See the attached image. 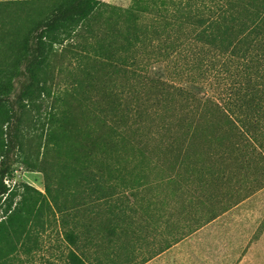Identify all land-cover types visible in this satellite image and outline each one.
Returning <instances> with one entry per match:
<instances>
[{"label": "trees", "instance_id": "16d2710c", "mask_svg": "<svg viewBox=\"0 0 264 264\" xmlns=\"http://www.w3.org/2000/svg\"><path fill=\"white\" fill-rule=\"evenodd\" d=\"M99 3L100 0H0V264H9L23 245L38 239L46 217L72 208L58 203L61 194L52 192V177L43 169V190L28 183H23L21 190L11 186L5 181L7 166L1 159L8 157L10 144L19 145L14 142L17 134L12 136L9 130L12 123L19 121L22 103L31 102L39 94H51L47 84L51 78L48 68L52 46L70 39ZM183 18L192 22L176 26V34L188 31L202 46L193 56L175 55L162 67L193 70L206 55L230 54L247 71L242 87V125L218 102H202L195 94H187L182 86L161 76L159 70L156 75L150 70H125L114 61L107 77L99 76L97 70L91 73L88 82L95 92L96 140L92 152L79 154L78 161L85 168L91 158L93 169L87 173L90 179L82 182L83 192L73 207L84 210L91 205L93 231L87 232L89 229L79 223V232L73 239L82 244L77 250H68L66 258L71 264H106L105 252L99 251L103 241L110 246L106 258L118 264L114 257L122 256V236L134 233L130 226L134 221L139 227L142 221L148 222L151 205H158L157 217L170 216L186 210L185 204L199 197L201 192L190 187L195 172L206 173V184L218 180L221 187L244 190V197L264 190V153L252 139L264 145V0H220L216 8L203 5ZM163 42L165 47L166 40ZM176 45L173 41V50ZM130 62L133 64L134 58ZM119 63L124 64L121 59ZM117 74L123 75L122 88L116 87ZM20 76L24 82L18 98L23 101L15 107L10 94ZM184 98H191V106L182 107L180 101ZM173 99L179 101L180 107ZM58 118L54 112L47 117L50 140L55 138L52 124ZM217 125L227 142L220 143L216 158L220 161L215 164L209 143L203 152L196 148L203 147L200 134L215 132ZM146 129L156 133L154 143H148L143 134ZM131 132L138 134L137 138L128 135ZM156 174L158 180L152 182L157 183L162 195L146 198L145 203L134 198L137 190L150 185L149 179ZM169 192L176 196L174 200L169 198ZM137 210L141 211L138 218L134 214ZM85 244L92 246L90 252L83 248ZM89 254H94L91 261Z\"/></svg>", "mask_w": 264, "mask_h": 264}, {"label": "rangeland", "instance_id": "374dc122", "mask_svg": "<svg viewBox=\"0 0 264 264\" xmlns=\"http://www.w3.org/2000/svg\"><path fill=\"white\" fill-rule=\"evenodd\" d=\"M219 3L220 0H100L92 16L70 39L52 46L48 68L51 78L47 84L51 94H39L31 102L22 103L18 96L24 77L16 79L10 98L15 107L23 105L18 111L19 121L10 125L9 132L12 136L17 134L14 142L19 145L10 144L8 157L1 159L7 166L5 181L19 186L20 190L23 183L43 190L44 176L40 171L43 169L52 177V192L61 194L58 203L72 208L46 217L38 239L23 245L9 264H71L66 258L68 250H77L82 244L79 239H73L74 233L79 232V223L84 224L85 230L89 229L87 232L93 231L91 205L84 210L73 206L83 192H80L82 182L90 179L87 173L93 169L91 158L82 168L78 155L90 154L96 140L95 92L88 82V76L95 70L99 76L107 77L114 61L125 70H150L153 75L159 70L161 76L182 86L187 94H195L202 102H218L242 125V87L247 71L230 54L206 55L193 70L173 71L162 67L175 55L193 56L202 46L188 31L184 35L176 34V26L191 21L183 16L196 13L203 5L212 4L216 8ZM173 41L177 43L174 50ZM133 58L135 62L129 63ZM163 70L170 71L165 74ZM121 76H115L119 88H122ZM172 102L180 107L178 100ZM190 102L191 98L180 101L182 107L191 106ZM50 112L59 116L52 124L55 135L52 140L46 130ZM217 127L219 132H211L214 136L201 133L203 147L196 148L197 152H203L209 143L215 164L220 161L216 159L220 143L227 142L221 127ZM147 130L143 134L148 143H154L156 133ZM133 134L128 135L137 138L138 134ZM252 139L264 153V145ZM205 176L206 173L193 174L190 187L201 194L185 204L186 210L157 217L158 205H151L148 222L142 221L139 227L134 221L130 225L134 233L122 236V256L114 257V261L118 264H264V190L253 197H244V190H236L235 186L227 188L225 184L226 187H221L218 180L206 184ZM154 179L158 180L157 174L149 179L150 185L137 190L134 198L145 203L146 198L162 195L157 183L153 184ZM148 186L151 188L147 189ZM168 196L171 200L176 197L170 192ZM140 212L137 210L135 216ZM100 246L99 251L105 252L104 263L113 264L106 258L109 243L103 241ZM83 248L86 252L92 250L88 244ZM93 256L89 254L88 260Z\"/></svg>", "mask_w": 264, "mask_h": 264}]
</instances>
